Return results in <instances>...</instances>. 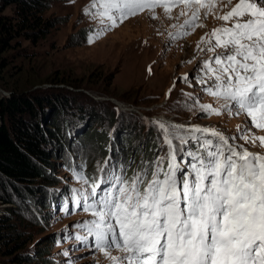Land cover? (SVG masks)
Returning a JSON list of instances; mask_svg holds the SVG:
<instances>
[{
    "label": "rangeland",
    "instance_id": "374dc122",
    "mask_svg": "<svg viewBox=\"0 0 264 264\" xmlns=\"http://www.w3.org/2000/svg\"><path fill=\"white\" fill-rule=\"evenodd\" d=\"M41 1L44 5L40 16L51 28L36 41L19 37L11 42L12 49L4 54L9 65L0 80V94L20 91L66 96L69 100L64 116L66 137L74 152L75 169L74 172L69 169L72 164L66 152L51 144L47 150L52 158L46 172L50 183H38L37 197L13 198V204H0V217L13 213L10 228L23 239L21 249H16L13 255H2L5 252L2 245L0 264H110L92 248V237L87 236L86 225L93 219L91 213L80 210L74 203L77 194L73 189H87L93 182L85 185L75 173L87 165L99 169L103 160L111 157L103 158L102 150L112 156L115 151L118 155L124 150L131 151L138 165L141 159H154L157 155V130L151 123L154 121L216 128L225 136L238 135V126L245 123L251 126V120L243 114L207 116L198 106L188 110L197 100L199 104L218 107L214 98L202 91L207 85L198 82L203 75L198 66L212 56L200 48L208 46L202 38L207 41L212 30L225 23L215 15L225 14L230 6H225L227 0H215L216 10L207 19L204 10L200 11V23L205 26L190 29L181 27L185 19H191V12L179 15L181 5L171 7L170 18L160 7L146 9L89 43L88 38L102 27L84 11L92 0ZM236 2L232 0L233 5ZM2 14L14 17V7H7ZM186 31L188 34L184 35ZM185 76L187 81L183 80ZM45 112L50 115L51 110ZM252 132L264 135V130L254 127ZM96 135L104 146L97 143ZM237 142L244 144L242 140ZM148 146H153L150 156L143 152ZM245 147L264 153L258 141L256 146L245 144ZM166 152L165 148L159 155ZM62 194L67 195L56 201ZM42 204L45 208L39 209ZM81 237L86 240L82 242L78 239ZM10 248V253L15 251ZM41 250L47 252L43 260H37L35 256ZM20 252L28 253L30 261L18 262L16 256ZM112 255L120 253L114 250Z\"/></svg>",
    "mask_w": 264,
    "mask_h": 264
},
{
    "label": "snow or ice",
    "instance_id": "6c2138e0",
    "mask_svg": "<svg viewBox=\"0 0 264 264\" xmlns=\"http://www.w3.org/2000/svg\"><path fill=\"white\" fill-rule=\"evenodd\" d=\"M176 5L180 16L191 12L185 29L204 27L200 11L207 19L216 10L215 0H92L84 11L102 27L88 42L146 9L160 7L170 18ZM225 6V14L215 15L225 23L202 38L208 46L200 51L212 56L198 66V82L207 85L202 91L218 107L197 100L188 110L243 114L251 126L225 136L216 128L151 122L157 155L141 159L142 170L138 165L128 178L135 155L126 162L113 155L100 168L103 179L73 189L75 206L93 217L86 225L91 246L110 264H264V153L245 147L258 141L264 148V135L252 132L264 130V0H227ZM75 175L88 184L82 169Z\"/></svg>",
    "mask_w": 264,
    "mask_h": 264
},
{
    "label": "trees",
    "instance_id": "16d2710c",
    "mask_svg": "<svg viewBox=\"0 0 264 264\" xmlns=\"http://www.w3.org/2000/svg\"><path fill=\"white\" fill-rule=\"evenodd\" d=\"M43 5L41 0H0V80L4 79L9 65L4 54L12 49L11 42L19 37L36 41L51 28L40 16ZM10 6L14 7V17L2 14ZM68 103V98L61 94L43 96L35 92L20 91H12L6 96L0 94V204L9 205L13 204L15 199L37 197L38 183H50L46 172L52 158L47 150L51 144L58 145L60 150L66 152L72 164L69 169L74 172L75 161L72 158L74 152L67 142V119L64 117ZM46 109L51 110L50 115H47ZM95 138L99 145L104 146L98 135ZM124 147L129 146L124 144ZM152 147L148 146L147 149L145 147L143 152L148 156L152 155ZM114 153L122 162L130 160L134 155L133 152H125V150L122 155H118L117 151ZM102 154L103 158L112 156L109 151L102 150ZM108 160V158L104 159L101 167ZM137 165L135 160L127 172L128 178H131ZM100 168L84 166V178L89 182L96 181ZM66 195L56 197V201ZM43 208L45 205L42 204L39 209ZM13 215L10 213L9 216L0 217V253L2 245L5 248L2 255H13L23 244V239L13 233L15 229L10 228ZM8 247L14 248L15 251L10 253ZM46 252V250L38 251L35 257L37 260H43ZM16 259L18 262H27L30 261L31 256L20 252Z\"/></svg>",
    "mask_w": 264,
    "mask_h": 264
},
{
    "label": "bare ground",
    "instance_id": "6f19581e",
    "mask_svg": "<svg viewBox=\"0 0 264 264\" xmlns=\"http://www.w3.org/2000/svg\"><path fill=\"white\" fill-rule=\"evenodd\" d=\"M249 151H251V150H249Z\"/></svg>",
    "mask_w": 264,
    "mask_h": 264
}]
</instances>
